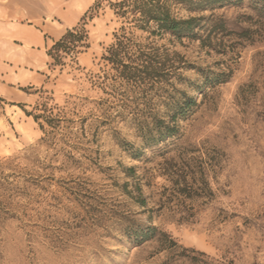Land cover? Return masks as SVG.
I'll use <instances>...</instances> for the list:
<instances>
[{
  "label": "rangeland",
  "instance_id": "374dc122",
  "mask_svg": "<svg viewBox=\"0 0 264 264\" xmlns=\"http://www.w3.org/2000/svg\"><path fill=\"white\" fill-rule=\"evenodd\" d=\"M117 1L0 0V264H264L262 5L177 10L203 18L178 39ZM123 27L165 78L104 58Z\"/></svg>",
  "mask_w": 264,
  "mask_h": 264
},
{
  "label": "trees",
  "instance_id": "16d2710c",
  "mask_svg": "<svg viewBox=\"0 0 264 264\" xmlns=\"http://www.w3.org/2000/svg\"><path fill=\"white\" fill-rule=\"evenodd\" d=\"M240 2V0H237ZM235 0H120L112 3L111 6L115 14L134 26L135 28L148 32L152 36H162L165 33L172 35L178 39L190 37L193 30L203 20V18H182L178 15L177 10H187L189 12L202 11L207 8L215 9L231 5ZM256 6L262 5L260 10L264 9V0H252ZM259 7V6H258ZM215 30L223 28L219 23H214ZM123 34L116 35L117 41L108 49L109 55L104 57L110 61L118 70L120 76L127 80L144 81L154 78L157 80L165 78V73L157 63V57L151 55L141 49L134 51L137 47L134 40L130 38L124 27L121 28ZM89 32L83 25L68 30L65 35L55 43L49 51V56L54 60V65H65L63 59L66 56H75L80 49L89 47ZM64 54V55H62ZM187 108L194 103L193 100L185 101ZM39 119V117H36ZM52 126V120L47 119ZM160 123V121H158ZM148 128V127H147ZM172 132V128L166 127ZM145 130V128H143ZM151 130L150 128L148 131ZM157 228H148L141 232L143 240L152 238L156 235ZM165 238L169 236L165 233L161 234ZM171 246H176L174 241H170Z\"/></svg>",
  "mask_w": 264,
  "mask_h": 264
}]
</instances>
